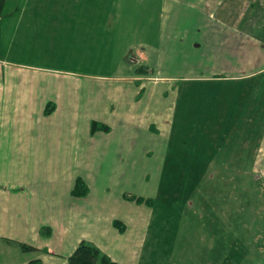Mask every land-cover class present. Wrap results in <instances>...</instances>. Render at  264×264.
I'll return each instance as SVG.
<instances>
[{
    "label": "rangeland",
    "instance_id": "374dc122",
    "mask_svg": "<svg viewBox=\"0 0 264 264\" xmlns=\"http://www.w3.org/2000/svg\"><path fill=\"white\" fill-rule=\"evenodd\" d=\"M209 1L217 0H12L41 6L16 20L43 24L33 52L23 53L18 30L11 35V63L93 69L91 94L105 96L100 101L126 85L118 76L150 77L139 94L152 96L150 116L131 124L138 137L126 142L121 163L134 175L127 192L154 204L139 206L138 226L108 245L124 264H264V171L255 169L264 155L261 141L247 138L264 128V76L230 79L233 67L264 60L232 57V31ZM227 4L243 14L244 0ZM86 20L96 22L90 35ZM0 37L6 58L8 40ZM149 122L161 132L149 135ZM112 157L100 159L106 166Z\"/></svg>",
    "mask_w": 264,
    "mask_h": 264
},
{
    "label": "crops",
    "instance_id": "0c3cea01",
    "mask_svg": "<svg viewBox=\"0 0 264 264\" xmlns=\"http://www.w3.org/2000/svg\"><path fill=\"white\" fill-rule=\"evenodd\" d=\"M14 2L4 0L0 5V36L8 40L6 58L0 57V264H70V257L83 242L124 264L107 247L139 223L142 204L131 198L144 197L127 192L134 175L128 173L127 163L122 165L121 157L126 155V142L138 137L131 124H136L139 114L150 116L152 96L139 98L149 89L145 82L150 77L118 76L114 79L126 85L107 89L108 100L100 101L105 96L91 94L95 87L90 82L98 77L93 69L11 63V35L18 30L23 53L33 52L31 38L43 24L26 15L16 20L15 13L37 12L41 6ZM209 4L219 6L221 27L232 31L233 37L226 39L236 48L232 57L244 53L247 60H264V0H244L243 14L230 8L227 0ZM230 9L236 11V19L229 20ZM83 28L90 35L96 22L86 20ZM58 33L50 37L57 38ZM82 43L91 46L88 40ZM231 71L236 74L230 79L245 81L264 76V64L249 63L247 68L233 67ZM50 105L54 111L47 115ZM93 123L110 130L93 133ZM149 123V135L161 132L155 122ZM117 126L121 132L114 131ZM259 134L247 138L260 140L264 155V128ZM105 156H113L110 162L105 158L106 166L100 159ZM255 169L264 171V167ZM79 178L89 188L85 197L73 195Z\"/></svg>",
    "mask_w": 264,
    "mask_h": 264
},
{
    "label": "trees",
    "instance_id": "16d2710c",
    "mask_svg": "<svg viewBox=\"0 0 264 264\" xmlns=\"http://www.w3.org/2000/svg\"><path fill=\"white\" fill-rule=\"evenodd\" d=\"M4 0H0V5ZM54 111V107L50 105V108L47 109L46 114L49 115ZM93 133L98 132L99 130L108 132L110 129L107 126L93 123L92 126ZM89 194V188L86 185L85 181L79 178L76 182V185L73 190V195L77 197H85ZM132 200L139 204H146L152 206L154 200L132 197ZM121 231L125 230V226L121 225L119 222L115 223ZM45 232L43 231V234ZM70 264H119L114 262L111 258L105 255L99 248L89 242H83L76 250V252L70 257Z\"/></svg>",
    "mask_w": 264,
    "mask_h": 264
}]
</instances>
